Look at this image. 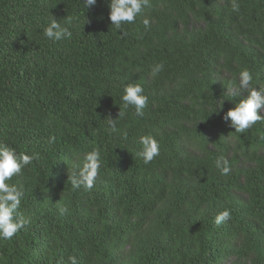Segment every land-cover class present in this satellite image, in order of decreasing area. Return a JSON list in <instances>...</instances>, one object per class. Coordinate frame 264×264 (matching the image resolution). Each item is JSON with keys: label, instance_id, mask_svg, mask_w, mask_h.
<instances>
[{"label": "trees", "instance_id": "trees-1", "mask_svg": "<svg viewBox=\"0 0 264 264\" xmlns=\"http://www.w3.org/2000/svg\"><path fill=\"white\" fill-rule=\"evenodd\" d=\"M236 2L150 0L116 29L107 0H0V143L34 157L10 181L29 223L0 239V264H264V121L235 133L223 119L246 97L227 93L241 70L264 86V0ZM51 15L71 39L42 35ZM132 82L148 97L140 116L121 100ZM147 134L160 154L145 164ZM94 147L99 174L75 189Z\"/></svg>", "mask_w": 264, "mask_h": 264}, {"label": "clouds", "instance_id": "clouds-1", "mask_svg": "<svg viewBox=\"0 0 264 264\" xmlns=\"http://www.w3.org/2000/svg\"><path fill=\"white\" fill-rule=\"evenodd\" d=\"M96 3L97 0H83L86 10L94 7ZM148 7H150V0H107L108 19L111 26L119 29L124 23H134L136 18ZM231 7L233 11H239V4L236 0H232ZM66 23H70V21H66ZM65 24L51 15L47 25L43 27L42 35L53 42L71 39L72 32ZM143 24L147 28L150 20L145 18ZM163 68V63L154 64L150 73L155 76ZM252 81V73L248 69H243L238 74V80L231 82L227 88V93L234 96L246 93V97L235 102L234 107L230 108L223 116L226 122H230V127L235 129V133H244L257 122L264 121V115L258 114L264 110V86L258 85L257 90V86L254 87ZM143 93L144 89L141 84L135 82L126 84L121 96L123 108L134 107L135 114L142 115L148 104V97ZM124 115L125 112L120 110L118 118L114 119L110 114L104 118L111 133H118L117 124ZM139 143L141 148L136 152V156L141 158L145 164L152 162L160 154V144L153 135L140 136ZM33 159L32 155L23 152L18 154L14 148L0 143V239H11L29 223V220L18 211L24 189L10 181L14 176L20 175L22 170L33 162ZM100 168L101 150L94 147L83 155L81 161L74 164L71 177H69L72 187L91 190ZM216 168L224 176L231 171L229 160L223 155L217 158ZM60 211L64 213L67 209L61 208ZM230 218V211L224 210L216 215L215 223L220 225ZM69 264H76V259L69 257Z\"/></svg>", "mask_w": 264, "mask_h": 264}]
</instances>
